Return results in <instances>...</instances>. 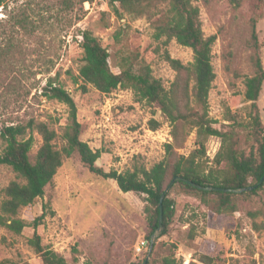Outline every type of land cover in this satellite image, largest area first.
<instances>
[{"label":"rangeland","instance_id":"rangeland-1","mask_svg":"<svg viewBox=\"0 0 264 264\" xmlns=\"http://www.w3.org/2000/svg\"><path fill=\"white\" fill-rule=\"evenodd\" d=\"M238 1L236 6L229 0L196 1L204 34L216 37L208 116L216 120L212 126L222 131L232 129V124L224 120L227 109L239 120H244L248 112L244 79L254 72L250 61L253 19L264 66V2ZM15 15L27 16L29 27H13ZM153 18L134 17L121 9L116 12L108 0H7L5 7L0 5V48L9 41L13 43L0 61V130L9 124L41 120L56 130L53 142L57 148L62 147L68 108L41 95L51 75L73 97L82 125L81 139L101 151L96 165L105 171L132 170L136 162L150 168L163 159L167 135L171 136L167 142L175 143L179 154L188 155L197 147L195 130H189L188 123L178 121L174 136L173 126L159 106L135 101L132 89L118 86L102 93L77 78L82 63L80 32L87 29L107 49L113 72L119 73L120 64L127 58V67L133 72L141 64L149 65L152 74L169 88L176 71L166 54L187 64L192 60V50L175 39L156 40ZM184 76L190 87L191 81ZM257 104L264 124V81ZM152 119L159 123L155 135L148 131L153 129ZM233 128L238 149L256 151L257 143L247 136L244 127ZM32 135L31 161L42 142L37 132ZM204 144L206 157L212 160L220 138L211 135ZM12 180L22 181L9 166L1 164L0 195ZM168 197L174 201L173 217L166 232L156 239L146 264H161V258L171 252L183 264H204L198 260L201 254L212 257V264H264V189L237 196L233 212H218L212 202L203 203L174 187ZM146 202L144 193L122 191L114 179L89 171L73 153L63 159L46 184L43 197L22 207L19 216L31 223L47 203L48 212L36 231L41 244L61 255L67 264H142L149 246ZM34 231L32 225L20 233L0 226V264H44L28 242ZM142 243L145 245L138 250Z\"/></svg>","mask_w":264,"mask_h":264},{"label":"trees","instance_id":"trees-1","mask_svg":"<svg viewBox=\"0 0 264 264\" xmlns=\"http://www.w3.org/2000/svg\"><path fill=\"white\" fill-rule=\"evenodd\" d=\"M84 1L86 0H80L81 3ZM196 1L108 0L116 12L121 9L134 17L147 15L152 18L154 16L153 27L156 40L163 37L166 40L175 39L178 44L192 50V60L187 64L166 54V60L176 71L175 81L169 88H166L161 79L152 74L149 65L141 64L137 71L133 72L127 67L129 64L127 58H124V62L120 64L122 70L119 73L113 72L108 63L107 49L87 29L80 32L82 63L77 76L102 93H109L118 86H124L132 89L135 101L157 104L172 124L174 136L178 121L188 123L189 130L194 129L197 138V147L188 155L179 154L175 143L166 142L163 159L150 168L136 162L132 170L105 171L96 165L101 151L93 150L86 141L81 139L82 125L78 120L77 105L73 97L58 82L57 77L51 75L46 78L41 88V95L47 99H56L68 108L61 134L64 141L62 147L57 148L53 142L57 136L56 130L41 120L30 119L24 124H9L0 130V138L3 141V147L0 149V165L9 166L22 179V181H10L0 195V226L14 233H20L24 227L32 225L35 231L28 242L41 256L44 264H67L61 255L41 244V237L36 231L41 219L48 212L49 206L45 203L43 212L31 223L19 216V210L31 205L37 198L43 197L46 184L51 181L63 159L73 153L78 154L89 171L103 178L114 179L122 191H134L146 195L148 244L158 224L159 198L175 176H181L189 182L177 180L169 190L174 187L180 192L196 196L203 203L212 202L218 212H233L236 209L234 200L237 196L253 195L258 190L264 189V181L257 188L242 192L203 190L192 184L224 188L246 187L254 185L264 174V124L257 104L264 81V66L255 29L256 19H253L251 24L253 52L250 61L254 72L244 79V98L250 103L248 112L244 120H239L231 110L227 109L224 120L232 124V129L222 131L212 126L216 120L208 116V95L215 79L212 46L216 37L214 34H204ZM229 1L235 6L239 3L238 0ZM6 2L7 0H0V5L5 7ZM29 23L27 16L15 15L12 26L28 28ZM12 45L13 43L9 41L6 46L0 48V61L8 55ZM184 74L191 81L190 87ZM182 79H184L183 83ZM150 124L153 129L159 125L155 119L150 120ZM234 126L244 127L247 136L257 143L256 151L252 148L250 152L245 153L238 149ZM33 131L41 136L42 142L34 160L31 161L29 151L34 144ZM211 135L220 138V146L212 160H209L205 154L204 140ZM169 190L163 198L162 234L166 232L174 213V201L168 197ZM154 246L150 255L153 253ZM198 260L204 264L213 263V258L204 254H201ZM161 264L183 263L171 252L161 258ZM189 264L199 263L191 261Z\"/></svg>","mask_w":264,"mask_h":264},{"label":"water","instance_id":"water-1","mask_svg":"<svg viewBox=\"0 0 264 264\" xmlns=\"http://www.w3.org/2000/svg\"><path fill=\"white\" fill-rule=\"evenodd\" d=\"M177 180H183L186 182H189L187 179L181 177V176H175L170 183L168 184V186L165 188V190L162 192L160 198H159V203H158V207H159V216H158V224H157V228L155 229V231L151 234L150 236V240H149V246H148V254L146 256V258L144 259L142 264H146L148 259H149V255L153 249L155 240L157 238H159L162 234V230H163V198L165 197L166 192L169 190V188L171 187V185L177 181ZM264 181V174L263 176L260 178V180H258V182H256L254 185L251 186H246V187H235V188H224V187H216V186H201L195 183H192L194 186H197L203 190H210V191H229V192H242V191H248V190H252L257 188L260 184H262V182Z\"/></svg>","mask_w":264,"mask_h":264},{"label":"built area","instance_id":"built-area-1","mask_svg":"<svg viewBox=\"0 0 264 264\" xmlns=\"http://www.w3.org/2000/svg\"><path fill=\"white\" fill-rule=\"evenodd\" d=\"M81 38V37H80ZM82 39V38H81ZM148 131H149V133L150 134H152V135H155V134H157L158 133V130L157 129H148ZM169 140H171V136L169 135H167V140H166V142L167 141H169ZM145 245V243H142L141 245H138V247H137V249L138 250H141V248H143V246Z\"/></svg>","mask_w":264,"mask_h":264}]
</instances>
